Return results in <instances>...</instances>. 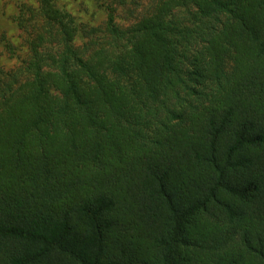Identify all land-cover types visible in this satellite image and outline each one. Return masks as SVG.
Instances as JSON below:
<instances>
[{"label": "trees", "instance_id": "16d2710c", "mask_svg": "<svg viewBox=\"0 0 264 264\" xmlns=\"http://www.w3.org/2000/svg\"><path fill=\"white\" fill-rule=\"evenodd\" d=\"M125 3L20 6L0 264H264V0Z\"/></svg>", "mask_w": 264, "mask_h": 264}, {"label": "rangeland", "instance_id": "374dc122", "mask_svg": "<svg viewBox=\"0 0 264 264\" xmlns=\"http://www.w3.org/2000/svg\"><path fill=\"white\" fill-rule=\"evenodd\" d=\"M106 0H57L84 26L104 29L105 13L102 3ZM149 0H126L123 7L118 8L117 22L125 26L128 17H137L149 4ZM21 5L38 7V0H0V70L2 73L15 69L21 61L28 58L30 52L24 41L25 36L17 26L16 16ZM86 39H78L83 44ZM13 48L14 53L7 46Z\"/></svg>", "mask_w": 264, "mask_h": 264}]
</instances>
